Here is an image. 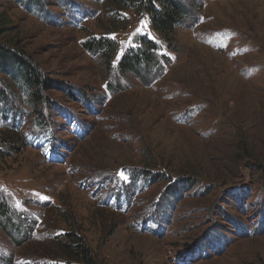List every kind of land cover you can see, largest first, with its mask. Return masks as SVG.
<instances>
[{
    "label": "rangeland",
    "instance_id": "374dc122",
    "mask_svg": "<svg viewBox=\"0 0 264 264\" xmlns=\"http://www.w3.org/2000/svg\"><path fill=\"white\" fill-rule=\"evenodd\" d=\"M182 1L172 50L102 0H0V41L63 84L36 108L7 84L0 135L19 126L30 146L0 158V264H60L69 233L94 264H264V0ZM139 34L160 63L122 73ZM102 38L110 59L88 46Z\"/></svg>",
    "mask_w": 264,
    "mask_h": 264
},
{
    "label": "trees",
    "instance_id": "16d2710c",
    "mask_svg": "<svg viewBox=\"0 0 264 264\" xmlns=\"http://www.w3.org/2000/svg\"><path fill=\"white\" fill-rule=\"evenodd\" d=\"M35 9H46L51 3H58L66 8L69 0H16ZM70 3V2H69ZM105 15L111 17L112 23L122 21L123 27H127L131 20V14L137 18H147L152 30L158 33L166 43V46L175 50L174 36L177 26L183 21L188 13L186 4L182 0H102ZM115 25V24H114ZM9 27L6 21L0 24V37L5 34ZM135 46H130L129 50L122 55L119 62V69L122 73L139 74V71L155 72L160 63L158 51L161 49V42L156 37L147 34H139ZM91 50L107 51L110 57L116 51L114 44L107 38L89 42ZM8 82L15 84L21 93L25 95L29 104L33 107L45 105L50 98L46 96V91L53 85L59 87L63 84L53 80L44 72L39 64L24 50L15 46H8L0 41V108L6 107L8 102ZM9 85V84H8ZM1 110V109H0ZM4 109L0 113H3ZM3 116V115H2ZM44 116L41 119L44 121ZM7 130H1L0 135V158L6 157L7 151L24 149L30 146V140L22 133V129L13 127L10 124ZM164 174L158 175L156 181L168 180ZM14 213L7 204L5 198L0 193V223L8 221L9 225H14L12 219ZM20 225H15L19 227ZM69 240L63 242V250L66 259L60 264H94L96 256L90 246L85 242L81 234L69 233Z\"/></svg>",
    "mask_w": 264,
    "mask_h": 264
}]
</instances>
